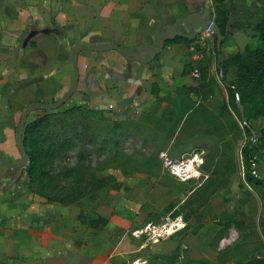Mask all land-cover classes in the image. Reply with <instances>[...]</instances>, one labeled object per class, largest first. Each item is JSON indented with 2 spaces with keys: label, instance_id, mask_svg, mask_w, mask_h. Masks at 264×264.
I'll use <instances>...</instances> for the list:
<instances>
[{
  "label": "rangeland",
  "instance_id": "obj_1",
  "mask_svg": "<svg viewBox=\"0 0 264 264\" xmlns=\"http://www.w3.org/2000/svg\"><path fill=\"white\" fill-rule=\"evenodd\" d=\"M157 1L0 0L8 16L2 43L11 53L1 83L6 102L0 105V151L7 159H20L14 129L23 109L46 92L48 99L57 98L51 93L63 71L67 89L71 46L90 39L125 47L152 44L163 25L192 11L194 0H176L166 8ZM204 1L212 8L214 22L225 21L226 31L234 32L220 48V61L227 66L228 79H236L232 58L253 43L249 24L264 18V0ZM117 8L121 11L115 12ZM103 9L112 11L106 25L97 20L104 15ZM79 17L82 21L73 20ZM34 21L41 28H58L63 40L35 39L20 58L18 46ZM214 51V38L207 31L193 41L168 42L150 64H131L130 69L115 52H82L78 60L81 83L75 94L57 110L31 114L28 123L47 119L46 133L56 131L63 118L86 123L98 135L96 143L86 147L87 162L104 186L93 200L48 202L29 187L25 170L11 183L15 187L7 190L3 179L16 172L0 167V228L9 221L23 228L31 224V231L9 234V248L6 253L1 250L0 257L11 252L16 256L19 241L27 254L1 264H164L151 253L152 248L179 243L185 235L145 244L144 237L136 238L134 232L177 210L189 223L186 234L194 235V247L184 248L183 260L191 257L190 248L194 260L202 264H241L264 256V248L260 253L256 249L257 242L264 246V198L244 181L241 149L247 136L216 71ZM91 70L98 87L85 90ZM105 70L124 80L112 78ZM128 98L132 101L123 105ZM109 100L123 106L118 108ZM159 118L156 128L151 121ZM161 125L165 127L160 129ZM251 125L264 128V119ZM78 130L82 131V124ZM102 138L112 139L114 147L101 151ZM80 148L67 154L69 167ZM257 172L264 179V163L257 165ZM243 235L247 239L241 241Z\"/></svg>",
  "mask_w": 264,
  "mask_h": 264
},
{
  "label": "trees",
  "instance_id": "obj_2",
  "mask_svg": "<svg viewBox=\"0 0 264 264\" xmlns=\"http://www.w3.org/2000/svg\"><path fill=\"white\" fill-rule=\"evenodd\" d=\"M216 24L223 36L221 48L227 37L234 32L226 31L225 21ZM249 28L254 32L251 36L253 43L245 48L244 54L238 52L232 58V64L238 73L236 79H228L227 66L220 61L222 52L220 48L217 49L216 38L213 36L214 52L216 71L230 96V105L237 114L243 133L247 136V142L241 149V157L245 166L244 181L250 188H257L261 198H264V179L257 172V165L264 163V128L256 129L251 125L253 121L264 119V18L256 24H249ZM236 101H239L243 108V120L238 112ZM161 121L159 118L152 120L151 123L156 127V123ZM60 124L56 131L47 133L50 126L47 119L28 123L24 128L22 144L30 161L25 169L29 178V187L35 194L45 198L48 202L57 201L63 204H72L84 199L93 200L104 183L92 173L87 162L89 153L86 147L94 145L98 135H95L90 127L79 118L67 121L63 118ZM80 124H82L81 132L78 130ZM164 127L165 125H161L159 128L163 129ZM106 139L102 138L101 151L114 147L113 140ZM78 146L81 148L76 162L72 167H69L66 164L67 154ZM177 214H182V212L177 210L174 215ZM183 218L187 225L180 232L182 236L186 235L189 227L186 217L183 216ZM245 237L246 235L240 237L241 241ZM257 243L256 249L260 253L264 246L260 242ZM184 252L178 245L172 254L160 256L158 260L164 264H202L191 261L189 258L183 260ZM180 257L182 258L180 259ZM146 263L154 264L151 261ZM241 264H264V256Z\"/></svg>",
  "mask_w": 264,
  "mask_h": 264
},
{
  "label": "water",
  "instance_id": "obj_3",
  "mask_svg": "<svg viewBox=\"0 0 264 264\" xmlns=\"http://www.w3.org/2000/svg\"><path fill=\"white\" fill-rule=\"evenodd\" d=\"M170 7H172L171 4ZM199 8L200 11L196 13L189 14L185 17H179L174 21V23L170 24V22H168L166 25H164L161 33L156 37L158 41L156 45L141 44L133 47H123L113 42H81L72 46L68 52L71 69V82L68 88L60 98L54 99L49 103H32L25 107L14 129V143L20 156V160L18 162H12L7 159L0 151V167L11 171H22L29 165L30 161L22 144V135L24 128L27 125L28 117L34 112L57 110L67 103L75 94L80 76L78 69V58L82 51H89L97 54L115 52L129 63L147 65L151 63L156 56L160 55L164 50L165 44L173 40L175 37L183 38L187 41H193L199 34L207 31L216 38V47L219 49L221 41L223 40V36L221 35L218 25L214 22L212 8L209 7L207 12L205 11L206 9L204 5L200 6ZM180 26H182L183 29H185V31L188 33L178 32L177 29ZM38 34L46 36L53 34L58 36L60 32L56 28H44L40 31L31 29L23 39L20 48L22 50L25 49L28 43ZM112 76L118 80H123V78L116 73H112ZM126 81L131 82L136 86L139 84V81L135 78H128ZM131 101L132 99H128L123 103V105ZM109 103L116 105L118 108L123 106L122 104L119 105L110 100ZM236 105L240 117L243 120V108L239 101H236Z\"/></svg>",
  "mask_w": 264,
  "mask_h": 264
},
{
  "label": "crops",
  "instance_id": "obj_4",
  "mask_svg": "<svg viewBox=\"0 0 264 264\" xmlns=\"http://www.w3.org/2000/svg\"><path fill=\"white\" fill-rule=\"evenodd\" d=\"M159 1V2H158ZM157 2V5L159 4H163V2L165 3L166 1V6H169L170 4V0H158ZM155 4V2H154ZM164 5V4H163ZM120 9L117 8L115 9V12L116 11H119ZM107 11V9H103L102 10V13L105 15H102L101 17L97 18V20L99 21L98 23H102L104 25L106 24H109L110 23V19L109 17L112 16V11L110 13V10H108V12H105ZM121 11V10H120ZM122 12H126L124 9ZM108 13V14H107ZM120 16V15H119ZM118 16L119 20H120V17ZM85 17V16H84ZM82 18L83 17H79V18H73V20H77L79 21V19L82 21ZM8 16H7V6L5 4V2L2 3V5L0 4V105L3 104L4 102H6V95H5V89L4 87H1V83L3 82L2 80H5V76H6V70H7V58L10 56V52H7L9 46L6 45V43H2L3 40L5 39L6 37V33H7V28H6V24L5 22H7L8 20ZM76 22V21H75ZM97 22V21H96ZM79 22H77L78 24ZM91 41V39L89 40ZM121 46V45H120ZM133 46V45H131ZM125 47V46H123ZM126 47H130V45L126 46ZM10 53V54H9ZM19 62V61H18ZM59 73H61V71H59ZM69 75V74H68ZM61 78L60 80V84L59 85H56L57 87L55 88L54 92L51 93V95H55L58 97H61L64 92L66 91L65 87H66V82H67V76L64 75V71L62 73V76L59 75ZM70 77V75H69ZM62 84V85H61ZM45 90V89H44ZM48 92H46L44 98H38L37 100L40 101V102H48L50 99H48ZM1 100H2V103H1ZM1 107V106H0ZM3 184L5 185V188H10L9 190H12L14 187H12L11 185H8L7 181L3 180ZM16 185V183H15ZM8 190V189H7ZM18 222H7V223H3L1 224L3 227L0 228V254H1V250L4 251V253H6V249L9 248V242H10V239H9V234H17L19 235L20 233H24L25 231H31V224H27L25 228L24 225H20V226H14L16 225ZM18 228V229H17ZM191 237H194V235L192 234H186L183 238V241L179 242V243H175L173 241H170V242H167V243H160L158 244V246L152 248V254H155L157 256H167V255H170L174 252V250L178 247V245H180L181 249L185 250L188 249L190 247L191 244ZM191 247H194V245H192ZM200 248V247H198ZM24 249H26V246H23L21 245L20 246V241L15 244V247H14V255H11L13 252L11 253H8V256L6 254L2 255L0 257V264L1 262H12L14 260V258H16L17 256H20V258L24 257L27 253L26 251H24ZM103 249H101V253H105V251L103 252L102 251ZM194 250L192 251L191 248H190V260L191 261H194L196 262V260H194ZM201 257V256H200ZM103 257L99 258L102 260ZM105 258V256H104ZM111 257H107L106 259H111ZM182 257H180L181 259ZM19 259V258H17ZM16 260V259H15ZM7 261V262H6ZM102 262V261H101ZM199 263V262H197ZM201 263V262H200Z\"/></svg>",
  "mask_w": 264,
  "mask_h": 264
},
{
  "label": "flooded vegetation",
  "instance_id": "obj_5",
  "mask_svg": "<svg viewBox=\"0 0 264 264\" xmlns=\"http://www.w3.org/2000/svg\"><path fill=\"white\" fill-rule=\"evenodd\" d=\"M176 0H172L171 2H170V4L173 6V5H175L176 3H173V2H175ZM185 0H179V2L180 3H183ZM164 4V5H163ZM163 7L164 8H166L167 6V4H166V2L164 3L163 2ZM191 8H192V11L189 13V14H192V13H196V12H198V11H200V6H202V5H204L205 6V11L207 12L208 11V8H209V6H208V4H207V2L206 1H204V0H194V1H192L191 2ZM189 14H185V15H182V16H180V17H185V16H187V15H189ZM177 18H179V17H177ZM177 18H175L173 21H171L170 22V24H172V23H174V21L177 19ZM168 23V22H167ZM166 23V24H167ZM165 24V25H166ZM164 26V25H163ZM163 26H162V28H163ZM44 28H55V27H48V26H46V27H39L38 26V22L37 21H34L33 22V24L29 27V29H28V33H29V31L31 30V29H33V30H36V31H40V30H42V29H44ZM162 28H161V30H160V32H159V34L161 33V31H162ZM56 29H58V28H56ZM59 30V29H58ZM177 31L178 32H183V33H188L187 31H185V29H183V27L182 26H180L178 29H177ZM59 32H60V30H59ZM27 33V34H28ZM158 34V35H159ZM157 35V36H158ZM49 36H53L54 38H56V40H57V42H61L62 40H63V35H62V33L60 32V34L58 35V36H56V35H53V34H51V35H48V36H46V35H42V34H38L34 39H32L29 43H28V45L26 46V48L30 45V44H32V42H34V40L35 39H38V38H42V37H49ZM157 36H155V39H154V41H153V43L152 44H149V45H156L157 43H158V41H157V39H156V37ZM25 38V37H24ZM23 38V39H24ZM177 38H179V37H175L173 40H171V41H169V42H173V41H175ZM183 39V38H182ZM184 40H186V39H184ZM23 41V40H22ZM22 41L20 42V44H19V46H18V49H17V52L19 53V56H20V58H21V55H22V52H24L25 50H26V48L25 49H21L20 48V45H21V43H22ZM87 42H90V43H101V42H95V41H87ZM79 43H81V42H79ZM114 43V42H113ZM168 43V42H167ZM78 44V43H77ZM117 44V43H116ZM76 45V44H75ZM119 45V44H118ZM74 46V45H73ZM138 46V45H137ZM72 47V46H71ZM71 47L69 48V50L71 49ZM130 47H133V46H130ZM165 47V46H164ZM69 50H68V52H69ZM82 52H89V51H82ZM163 52V51H162ZM92 53V52H91ZM108 53V52H107ZM81 54V53H80ZM102 54H104V53H102ZM117 54V53H116ZM157 57V56H156ZM156 57H155V59H156ZM122 58V57H121ZM123 59V58H122ZM154 59V60H155ZM78 60H79V58H78ZM124 60V59H123ZM153 60V61H154ZM124 62H125V64L126 65H128V69H130V65L131 64H134V65H136V66H138V67H141V66H144V65H140V64H137V63H129V62H127V61H125L124 60ZM150 64V63H149ZM148 65V64H147ZM69 69H70V64H69ZM78 69H79V67H78ZM105 72H107L106 74H108V75H110L112 78H114L113 76H112V73H109L108 71H106L105 70ZM79 75H80V71H79ZM94 71L93 70H91L89 73H87V75H86V77H85V83H84V85H85V90H89L90 89V86H94V88H97L98 87V83L96 82V81H94ZM123 78V77H122ZM123 80H124V78H123ZM70 82H71V69H70ZM81 83V77L79 76V82H78V85ZM70 84V83H69ZM69 86V85H68ZM68 88V87H67ZM77 88H78V86H77ZM138 89V88H137ZM138 91V90H137ZM60 98V97H59ZM54 99H58V98H53L52 100H54ZM128 99H132V98H128ZM128 99H123L122 101L123 102H125V101H127ZM52 100H50V102L52 101ZM40 101H38V102H33V103H39ZM44 103H46V102H44ZM47 103H49V102H47ZM32 104V103H31ZM28 105H30V104H28ZM27 105V106H28ZM25 109V108H24ZM23 109V110H24ZM23 112V111H22ZM35 113V112H34ZM33 114V113H32ZM28 123V122H27ZM20 160V159H19ZM18 160V161H19ZM17 161V162H18ZM25 170V169H24ZM24 170H22V171H15L16 173L11 177V178H8V177H6V178H4L3 180H5V181H7V183H8V185H11V183L12 182H16V180H17V178L21 175V173L24 171Z\"/></svg>",
  "mask_w": 264,
  "mask_h": 264
},
{
  "label": "built area",
  "instance_id": "obj_6",
  "mask_svg": "<svg viewBox=\"0 0 264 264\" xmlns=\"http://www.w3.org/2000/svg\"><path fill=\"white\" fill-rule=\"evenodd\" d=\"M187 223L184 221L182 214L174 215V212L167 213L159 223H150L143 228L136 230L134 235L139 238L144 237L145 244H156L174 235L180 234L186 228ZM145 244L142 247H145Z\"/></svg>",
  "mask_w": 264,
  "mask_h": 264
}]
</instances>
